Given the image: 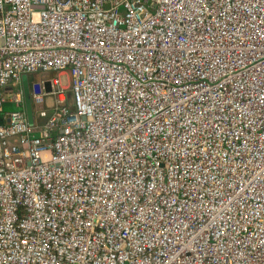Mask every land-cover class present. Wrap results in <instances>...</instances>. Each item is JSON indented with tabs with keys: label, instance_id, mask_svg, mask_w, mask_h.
<instances>
[{
	"label": "built area",
	"instance_id": "1",
	"mask_svg": "<svg viewBox=\"0 0 264 264\" xmlns=\"http://www.w3.org/2000/svg\"><path fill=\"white\" fill-rule=\"evenodd\" d=\"M7 101L0 264H264V0H0Z\"/></svg>",
	"mask_w": 264,
	"mask_h": 264
},
{
	"label": "rangeland",
	"instance_id": "2",
	"mask_svg": "<svg viewBox=\"0 0 264 264\" xmlns=\"http://www.w3.org/2000/svg\"><path fill=\"white\" fill-rule=\"evenodd\" d=\"M54 78H58L61 82L62 87L65 88V94H66V98H67V102L71 105L73 100V93H72V89H71V83H70V74L68 73H63V72H58V71H36L34 73H29L26 75V83L28 84V90H29V95L31 98V105H32V109L33 112H37L39 109V105L35 103L34 98L32 97V88H40L42 86L47 87V83L51 82V80H53ZM24 79H22L21 81H23ZM20 83L15 86V89H19L20 87H24L25 85H22V83ZM25 82V80L23 81V83ZM46 100L47 103H52L54 101V97L50 94L46 95ZM18 106L15 105V103H12L10 101H7L4 104V109L7 111H11L13 109H17ZM37 110V111H36Z\"/></svg>",
	"mask_w": 264,
	"mask_h": 264
},
{
	"label": "crops",
	"instance_id": "3",
	"mask_svg": "<svg viewBox=\"0 0 264 264\" xmlns=\"http://www.w3.org/2000/svg\"><path fill=\"white\" fill-rule=\"evenodd\" d=\"M61 72L67 73V74L69 73L68 71H61ZM24 77H26V76H24ZM21 83H22V85H24L23 81H21ZM12 88H13V86L10 85V86L7 87V90L12 89ZM20 88H22V90L24 91V87L23 86L20 87ZM14 89H15V87H14ZM24 99H25V105H24L23 109H25L26 113H28L25 95H24ZM7 112L8 111L5 110L4 107L2 109H0V124L6 123L8 121ZM31 112H32V118L31 119H32L33 123H42L44 121V119L39 117L38 111L37 112H33V109H32Z\"/></svg>",
	"mask_w": 264,
	"mask_h": 264
},
{
	"label": "water",
	"instance_id": "4",
	"mask_svg": "<svg viewBox=\"0 0 264 264\" xmlns=\"http://www.w3.org/2000/svg\"><path fill=\"white\" fill-rule=\"evenodd\" d=\"M26 77H23V79L25 80L24 82V95H25V98H26V104H27V109H28V113H27V116H28V119H29V122L30 123H33L32 121V105H31V99H30V95H29V90H28V84L26 83ZM23 80V81H24ZM47 89L50 90V87H49V82L47 83Z\"/></svg>",
	"mask_w": 264,
	"mask_h": 264
}]
</instances>
